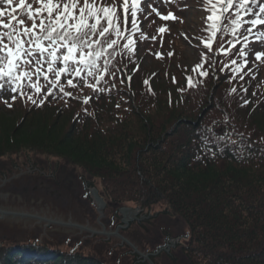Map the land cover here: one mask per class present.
<instances>
[{
    "label": "trees",
    "instance_id": "obj_1",
    "mask_svg": "<svg viewBox=\"0 0 264 264\" xmlns=\"http://www.w3.org/2000/svg\"><path fill=\"white\" fill-rule=\"evenodd\" d=\"M122 2L115 0L123 29ZM261 4L264 0L250 3L252 15L244 19H255ZM205 7V0H170L163 11L176 17V25L184 24L185 14L192 19L195 12L201 21L190 38L183 41L174 34L177 39L163 51L168 29L158 31L162 26L157 22L156 2L141 0L139 31L132 29L129 14L125 32L135 41L133 52L124 48L127 40L107 50L110 63L103 73L100 61L99 92L81 80L74 81L76 88L65 83L71 96L58 89L47 95L51 85L39 95L26 89L38 104L43 100L37 107L27 96L5 91L0 95V159L30 150L70 163L85 174L79 177L84 197L93 200L96 191L106 205L119 210L135 204L143 214L164 204V210L139 223L152 226L159 214L180 217L188 233L175 238V247L188 264H264V62L255 60L256 52L264 51V42L255 39L264 26L251 34L241 30L248 35L245 57L238 54L242 38L227 55L217 53L221 36L224 48L231 47L227 41L232 37L223 32L217 33L209 52L202 43L209 36ZM0 10L10 9L0 5ZM3 19L7 22V15ZM181 41L192 50L187 59L194 60L187 73L178 51ZM146 55L150 61H145ZM197 65L202 67L194 72ZM201 71L208 75L201 76ZM188 78L194 87H189ZM88 79L95 83L93 77ZM85 97H91L88 104L82 103ZM20 171L53 187L61 185L60 169L40 166L31 157L23 163L11 161L0 170V182ZM157 252L158 248L143 256L129 248L122 255L131 264H159ZM0 264L107 263L76 249L29 240L0 243Z\"/></svg>",
    "mask_w": 264,
    "mask_h": 264
},
{
    "label": "snow or ice",
    "instance_id": "obj_2",
    "mask_svg": "<svg viewBox=\"0 0 264 264\" xmlns=\"http://www.w3.org/2000/svg\"><path fill=\"white\" fill-rule=\"evenodd\" d=\"M250 3L255 4L257 0H205V10L209 13L206 16L209 36L202 41L203 47L212 52L217 33L223 32L232 37L227 41L231 47L224 48L221 36L217 53L227 55L241 43L242 38L244 44L238 54L245 57L248 35L241 30L251 34L257 26H264V4L255 13V19H244L252 15ZM140 4L141 0H123L120 4L124 14L122 29L115 0L112 4L103 3V0L100 3L97 0H18L15 5L14 0H0V5H7L10 9L0 10V95L5 91L18 92L39 107L43 100L38 104L26 89H32L34 95H39L42 88L51 85L47 95L52 94L51 89H58L63 95L71 96V92L65 91V83L76 88L78 84L74 81L81 80L93 92L101 91L97 88L103 79L100 61L103 59V73H107L110 63L105 58L107 50L114 49L120 40H127L124 48L129 53L133 52L135 41L130 35L125 36V32L128 31L129 14L132 29L139 31L137 13L142 11ZM153 11L156 10L153 8ZM5 15L7 22L3 19ZM156 15L163 21L176 19L171 12L168 15L156 12ZM245 25L248 26L245 28ZM158 31L163 33L166 29L161 27ZM113 36L116 38L112 39ZM255 39L264 42V32L258 33ZM255 60L264 62V51H257ZM231 63L237 62L232 60ZM246 64L247 60L241 67ZM201 67L197 65L193 71ZM200 75L207 76L208 73L201 71ZM89 77H93L95 83L90 82ZM188 85L195 86L191 78H188ZM90 99L85 97L82 103L88 104ZM4 103L12 106L7 100Z\"/></svg>",
    "mask_w": 264,
    "mask_h": 264
},
{
    "label": "rangeland",
    "instance_id": "obj_3",
    "mask_svg": "<svg viewBox=\"0 0 264 264\" xmlns=\"http://www.w3.org/2000/svg\"><path fill=\"white\" fill-rule=\"evenodd\" d=\"M149 1L156 2L160 15H168L163 9L169 8L170 0ZM196 14H192V19L189 14H185L183 25L180 22L176 25V19L163 21L157 16L158 24L168 29L165 34L167 44L163 51L169 50L171 41L177 39L174 34L183 41L191 37L201 21ZM139 24L142 25L141 22ZM183 41L180 42L181 48L178 51L183 59V72L187 73L188 66L194 60L187 59L192 50L186 48ZM145 57V61H148L149 56ZM26 157H31L40 166L60 169L61 185L56 188L40 178H31V174L26 171L15 172L8 181L0 182V211L33 215L53 224L35 218L0 215V243L10 245L36 240L40 244L62 249H76L83 255L107 264H131V259L122 255L129 248L143 256L158 248L154 256L161 255L156 258L159 264H188L181 250L175 247V238L188 233V227L180 217L159 214L152 226H147L145 222L139 223L149 215L164 210V204L155 205L148 211L143 210V214H140L139 207L135 204H126L119 210V206L110 203L106 205L105 200V206L101 207L94 196L93 200L83 196L79 183V177L85 176L82 169L30 150L11 158L0 159V170H6L11 161L23 163ZM96 185L99 187L98 181ZM117 210L119 215L114 218ZM60 223L61 226L58 225ZM80 227L82 228L79 229ZM164 231L168 233L169 239L168 235L164 237Z\"/></svg>",
    "mask_w": 264,
    "mask_h": 264
},
{
    "label": "water",
    "instance_id": "obj_4",
    "mask_svg": "<svg viewBox=\"0 0 264 264\" xmlns=\"http://www.w3.org/2000/svg\"><path fill=\"white\" fill-rule=\"evenodd\" d=\"M93 196L96 198V200L98 201V203L101 205V207H104V203L102 202V200L98 197L97 195V192L96 191H93ZM122 212H125V210H122ZM0 215L1 216H15V217H28V218H35V219H39L41 221H46L48 224H53V222H50L48 220H45V219H42L40 217H35L33 215H24V214H19V213H10V212H3V211H0ZM59 226L62 225V223L58 224ZM65 225V224H63ZM82 227H80L79 229H81Z\"/></svg>",
    "mask_w": 264,
    "mask_h": 264
}]
</instances>
